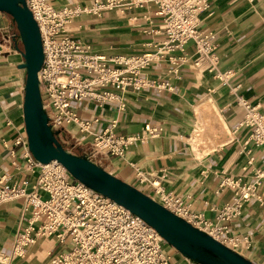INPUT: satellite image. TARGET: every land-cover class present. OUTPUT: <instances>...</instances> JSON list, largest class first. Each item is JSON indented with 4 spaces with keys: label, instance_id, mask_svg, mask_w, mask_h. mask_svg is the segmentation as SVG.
Masks as SVG:
<instances>
[{
    "label": "crops",
    "instance_id": "crops-1",
    "mask_svg": "<svg viewBox=\"0 0 264 264\" xmlns=\"http://www.w3.org/2000/svg\"><path fill=\"white\" fill-rule=\"evenodd\" d=\"M47 1L55 6L91 2ZM206 1L208 7L198 15L199 28L216 35L217 68L225 73V81L215 72L192 65L194 48L188 43L184 50L177 49L143 68L137 75L143 85L124 91L123 107L114 101L90 99L71 105L81 118L91 121L94 133L111 129L135 137L123 155L106 156L97 164L149 196L148 181L158 179L162 189L186 202L192 213L214 220L237 191L226 182H252L264 164V152L247 141L248 131L240 124L245 110L239 103L242 99L264 110V0ZM153 10L149 5L123 13L111 9L85 14L67 29L105 56L140 54L152 51V45L163 39L161 18ZM21 50L12 17L0 11V179L3 176L7 184L26 179L30 188L36 171L23 156L24 144L17 142L26 138ZM68 128L77 135L74 123ZM203 140L208 147L205 153L198 145ZM137 169L146 181L136 179ZM23 203V197L0 202V264H46L50 253L69 246L54 235L36 236L23 255L12 254L15 234L30 220ZM220 223L228 228L222 237H238L232 249L255 264H264V178L240 214ZM164 248L172 252L175 264H190L169 244Z\"/></svg>",
    "mask_w": 264,
    "mask_h": 264
},
{
    "label": "built area",
    "instance_id": "built-area-1",
    "mask_svg": "<svg viewBox=\"0 0 264 264\" xmlns=\"http://www.w3.org/2000/svg\"><path fill=\"white\" fill-rule=\"evenodd\" d=\"M25 3L41 36L43 60L38 81L47 123L52 131H57L56 137L64 149L95 163L109 155H123L135 137L111 129L94 133L90 129L91 121L81 118L73 110L72 102L114 101L123 107L124 91L143 85L137 78L143 68L177 49L184 50L188 43L194 48L191 62L194 67L215 72L221 81L226 80L225 73L217 68L215 33L199 28L198 15L208 7L206 0H91L89 5L60 6L47 0H25ZM149 5L154 6V15L161 18L159 30L163 35L162 41L152 45V51L105 56L92 51L67 29L81 15L111 9L123 13L125 9ZM239 103L245 110L240 124L248 131L247 141L264 152V110L242 99ZM70 123L77 126V135L69 130ZM60 133L65 138H60ZM17 142L24 144L23 156L36 176L30 188L26 179L13 184L4 183L3 176L0 179V202L23 197V209L30 212L27 225L15 234L12 254L23 255L25 246L36 236L54 235L56 241L69 246L50 253L46 264H171L170 254L164 248L167 243L144 219L74 179L62 165L38 162L29 152L26 138ZM135 177L139 182L146 181L138 169ZM262 178L264 164L252 182L241 185L226 182L237 187V191L214 220L192 213L186 202L165 192L158 179L148 182L153 199L232 247L238 237H222L228 228L220 222L240 214L243 203L256 195ZM34 223L38 225L34 227Z\"/></svg>",
    "mask_w": 264,
    "mask_h": 264
},
{
    "label": "water",
    "instance_id": "water-1",
    "mask_svg": "<svg viewBox=\"0 0 264 264\" xmlns=\"http://www.w3.org/2000/svg\"><path fill=\"white\" fill-rule=\"evenodd\" d=\"M0 11L15 23L24 68L22 117L27 147L40 163L59 162L70 175L91 189L140 216L163 240L188 260L198 264H255L204 230L164 207L134 185L118 178L99 164L62 147L42 108L38 70L43 52L38 25L25 0H0Z\"/></svg>",
    "mask_w": 264,
    "mask_h": 264
},
{
    "label": "rangeland",
    "instance_id": "rangeland-1",
    "mask_svg": "<svg viewBox=\"0 0 264 264\" xmlns=\"http://www.w3.org/2000/svg\"><path fill=\"white\" fill-rule=\"evenodd\" d=\"M59 137L60 138H65V135L63 133H60ZM204 143H205V140L201 141L198 145H200L199 146V148H200L199 151H203L205 153L206 151H208V149H207L208 147H206ZM174 250L175 249L172 247V251H174ZM169 254H170V263L171 264H175L174 255L172 254V252H170ZM188 261H189L190 264H194V263H191L190 260H188ZM196 264H198V263H196Z\"/></svg>",
    "mask_w": 264,
    "mask_h": 264
},
{
    "label": "bare ground",
    "instance_id": "bare-ground-1",
    "mask_svg": "<svg viewBox=\"0 0 264 264\" xmlns=\"http://www.w3.org/2000/svg\"><path fill=\"white\" fill-rule=\"evenodd\" d=\"M219 116V115H218ZM217 118V117H216ZM219 118H220V116H219ZM51 162H56V163H58V164H60L59 162H57V161H55V160H52V161H50L49 163H51ZM61 165V164H60Z\"/></svg>",
    "mask_w": 264,
    "mask_h": 264
}]
</instances>
